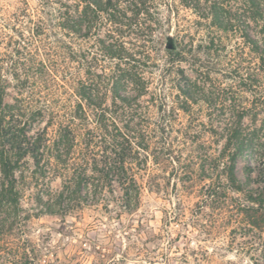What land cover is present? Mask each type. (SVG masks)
<instances>
[{
	"label": "rangeland",
	"instance_id": "rangeland-1",
	"mask_svg": "<svg viewBox=\"0 0 264 264\" xmlns=\"http://www.w3.org/2000/svg\"><path fill=\"white\" fill-rule=\"evenodd\" d=\"M209 1L223 8L232 24L228 31L212 27L213 45L208 44L205 21L186 5L190 1L150 0V9L143 12L138 0H112L119 12L110 18L105 13L96 17L87 0H0V59H54L61 70L72 66L84 83L103 69L118 75L120 64L130 75L123 82L126 94L142 90L130 124L146 127L147 134L145 141L138 139L145 143L146 151H139L147 158L134 167L142 189L132 212L112 204L46 214L35 198L57 192L59 177L39 179L33 175L32 158L25 157L22 174L16 172L19 202L12 203L3 197L0 174V264H264V230L204 196L212 182L207 174H221L219 181L225 182L226 161L218 163L225 124L234 118L242 96L251 99L232 70L239 68L238 74L249 79L256 75L257 58L244 36L264 44V19L259 20L245 0ZM53 9H66L78 20L79 36L53 37L49 28L44 30L48 39L45 34L34 36L35 30L40 32V19ZM168 33L174 37V52L164 47ZM102 41L120 55L104 56ZM61 43L55 54L51 46ZM9 72L3 70L0 79V86L8 83V103L16 92ZM187 88L189 97L183 93ZM111 102L108 91L105 104ZM123 112L119 108L116 115L120 125L132 118ZM44 123H34L30 132ZM241 126L248 140L237 145V178L248 187L264 189L258 174L264 162V154L258 153V144L264 147V112L254 119L245 116ZM46 166L43 161L41 168ZM116 192L120 194L118 188ZM228 195L232 204L239 197L231 191Z\"/></svg>",
	"mask_w": 264,
	"mask_h": 264
},
{
	"label": "trees",
	"instance_id": "trees-1",
	"mask_svg": "<svg viewBox=\"0 0 264 264\" xmlns=\"http://www.w3.org/2000/svg\"><path fill=\"white\" fill-rule=\"evenodd\" d=\"M138 1L139 9L143 12L150 9V0ZM183 1H190L186 5L191 6L205 21L210 33L208 44H214L211 29H231V18L226 16L223 8L212 7L209 0ZM245 2L257 12V18L263 21L264 0ZM87 3L94 5L96 17L98 13H105L113 18L114 12H119L112 0H87ZM40 21L37 24L40 32L35 30L34 36L45 34L44 30L48 28L53 37H63L69 33L75 36L80 34L78 20L69 16L66 9L46 12L44 20ZM47 34L45 39H48ZM244 37L245 43L247 41L250 44L251 51L256 55L257 73L254 78L249 79L238 74L239 68L232 71H236L237 76L243 80L242 92L249 93L251 99L242 96L243 99L235 108L234 118L225 124V142L218 156V163L220 159L226 161L222 168L225 182L219 181L221 174L218 177L207 174L206 177L212 182L206 185L204 196L205 200L218 202L226 210L238 211L249 225L264 230V189L241 183L235 172L236 155L241 151L237 145H245L248 140L241 126L242 120L248 115L254 119L260 112H264V44H259L248 35ZM54 42L60 43L62 39L55 38ZM51 47L56 54V48L63 46L61 43V46ZM35 48L39 49V46ZM100 51L104 56L120 55V51L111 50V46L105 45L103 41ZM174 51L175 49L169 50ZM17 53L22 54L18 49ZM116 66L118 75L114 71L106 73L103 69L102 73L94 75V80L84 83L78 73L72 71V66L68 65L61 70L63 66L54 59L46 61L37 57H23L9 62L0 59V79H3V70L10 71L9 74L15 81L12 88L16 90L12 102H5L8 83L1 80L0 174L3 180L1 190L8 202H19L16 172L22 174L20 167L25 157L29 156L35 166L33 175L39 179L46 175L61 179L57 192L35 198L37 205L46 214L66 215L88 206L108 208L112 204L123 211L132 212L139 205L142 184L136 177L134 167L146 162L147 155L144 153L141 156L139 151H146L145 143L141 145L138 139L145 141L147 134L143 130L146 127H138L136 124L133 126L130 119L136 116L132 111L135 110L136 97L142 94V90L135 96L126 94L123 82L130 75L120 64ZM101 89L105 91L102 92ZM188 89L183 90L186 97L190 95ZM108 91L112 102L107 106L105 99ZM231 98L236 100L234 96ZM119 108L124 111V116L132 117L122 125L116 119ZM41 121L45 122L44 125L31 133V125ZM258 146V153L264 154L262 144ZM43 161L47 165L45 168H41ZM218 163L214 164L215 167ZM258 174L264 183V162L259 167ZM116 188L120 190V194L116 192ZM228 191L239 194L234 204L230 203L233 198H229Z\"/></svg>",
	"mask_w": 264,
	"mask_h": 264
},
{
	"label": "water",
	"instance_id": "water-1",
	"mask_svg": "<svg viewBox=\"0 0 264 264\" xmlns=\"http://www.w3.org/2000/svg\"><path fill=\"white\" fill-rule=\"evenodd\" d=\"M164 47L168 50H173L175 49V44H174V37L172 34L168 33L165 35V44Z\"/></svg>",
	"mask_w": 264,
	"mask_h": 264
}]
</instances>
